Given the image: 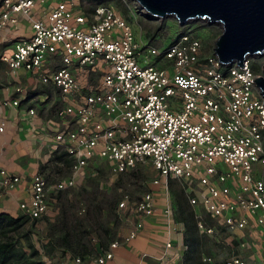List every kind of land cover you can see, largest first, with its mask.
<instances>
[{"label":"built area","instance_id":"built-area-1","mask_svg":"<svg viewBox=\"0 0 264 264\" xmlns=\"http://www.w3.org/2000/svg\"><path fill=\"white\" fill-rule=\"evenodd\" d=\"M81 1L0 0V32L17 28L21 19L31 31L16 38L0 61L11 77L23 71L35 84L55 89L63 107L54 115L46 163L59 154L71 162L63 179L33 174L29 199L19 210L38 226L50 219L59 193L86 179L91 164L104 162L112 178L148 165L157 173L149 184L162 188L168 220H173L174 183L189 206L215 220L232 242L246 230L257 239L255 231L264 227V100L253 80L264 64L259 71L252 68L253 59L241 68L223 66L191 32L162 48L138 41L111 4L97 5L87 15ZM18 105V99L0 102V134L4 109ZM35 114L31 108L29 115ZM20 183L1 168L0 198ZM154 197L152 191L135 201L123 195L117 214L131 223L130 230L94 258L96 264L112 260L120 244L138 237L154 214ZM195 217L199 231L214 234L197 211ZM237 245L254 247L238 240ZM172 250L167 240L160 264L179 261ZM201 262L249 264L235 254L220 263L202 256Z\"/></svg>","mask_w":264,"mask_h":264},{"label":"crops","instance_id":"crops-1","mask_svg":"<svg viewBox=\"0 0 264 264\" xmlns=\"http://www.w3.org/2000/svg\"><path fill=\"white\" fill-rule=\"evenodd\" d=\"M45 6H47V4ZM36 13L37 9H34L33 14ZM30 33L29 22L27 25H24L20 21L17 28L0 32V43H12L20 36L28 37ZM1 54L2 53H0V55ZM2 74H5L7 77L4 79L0 77V85L4 84L7 89L5 91L0 87V102L5 98L11 100L18 99L19 105L15 108L9 107L4 109L6 124L4 132L0 134V169L3 168L10 174L19 176L21 183L5 197L0 198V214L6 213L13 218H18V216L23 215L19 210V203L26 202L29 199V180L33 174L40 171L41 166L48 164L46 163L48 146L50 144V142H48V135L54 129L52 125L54 116L53 114L48 115L47 112L51 106L50 103L52 99L54 97L59 99V95L56 94V92H52L53 88L51 86L33 84V80L23 71H19L16 77H11L6 65L0 62V75ZM16 87L21 89L20 93L14 92ZM34 89L47 90L49 95H39L43 96V99H45L44 101L37 100V96L35 99H32L31 102L22 104L21 101L25 99V93L30 90L33 91ZM48 101L49 103L47 104ZM31 108L36 112L34 116L29 115V110ZM60 155L64 154L55 155V157ZM58 164L60 163L57 162V165ZM101 164L105 163L97 161L93 163V166L96 167ZM44 172L47 173L46 170ZM172 184L174 183H171V185ZM150 191L155 195L154 214L145 220L138 237L131 240L130 243L120 244L114 250L113 259L105 264H160L159 259L163 253V247L167 240L172 243V254L179 258V261L170 264H185L184 255L187 251L186 244L184 243L185 229L184 225L177 222L174 217L175 205L172 196L170 197V202L173 209V220L170 221L163 214L166 202H164L162 188L150 186ZM191 209L193 210L194 217L195 211H197L200 217L202 213L204 214L200 208H197V210ZM50 216L51 214L49 212V217ZM130 227L131 223L126 222L125 226L120 229L117 234L119 239L118 242H122V240L127 237ZM202 256L203 254L200 255V262ZM66 264L77 263L73 259L68 260ZM78 264L96 263L94 262V258H86Z\"/></svg>","mask_w":264,"mask_h":264},{"label":"trees","instance_id":"trees-1","mask_svg":"<svg viewBox=\"0 0 264 264\" xmlns=\"http://www.w3.org/2000/svg\"><path fill=\"white\" fill-rule=\"evenodd\" d=\"M89 2L95 7L104 1L89 0ZM1 51L0 48V53ZM47 92L44 89L30 90L21 103L31 102L33 98L42 94L48 96ZM52 92H56L55 89H52ZM52 112L53 108L50 107L47 113L51 115ZM57 162L65 164L69 172L71 162L65 155L52 157L48 164L40 167L39 172L44 173L50 167L56 168ZM89 168V174L85 179V185L81 187V192L77 195L71 194L74 196L73 200L68 195L71 190L61 192L56 197L54 205L57 202L59 214L54 222L49 219L44 220L45 226L48 227V233L44 237L45 243L40 246L41 251L33 245L31 239L32 231L36 229L35 221L31 222L24 215L13 218L6 213L0 214V264H45L42 255L51 259L56 251L60 252L62 256L69 253L73 259H79L82 262L86 258L99 257L108 249L110 244L114 243L118 237L114 229L121 224V219L117 214V205L123 195L127 194L123 191L118 193V188L114 185L110 192L101 190V179L104 174L102 167L90 165ZM91 169L97 172L96 176H91ZM142 178L141 171L136 168L128 174L121 175V181H117L115 185L119 186L123 180L126 183H134V181ZM171 196L175 205L174 217L177 222L184 225L185 229L184 243L187 251L184 255V261L186 262L198 253L201 246H206L208 237L198 232L193 210L183 194L180 193L176 196L172 192ZM83 204L86 205L81 207ZM80 211L83 212L82 215L79 214ZM105 212L108 218L114 219V227H108L105 222L101 221ZM202 220L205 228H210L215 224L212 220L204 221L203 218ZM29 224L30 229H26ZM92 233L97 237H91ZM206 254L210 258L209 251H206Z\"/></svg>","mask_w":264,"mask_h":264},{"label":"rangeland","instance_id":"rangeland-1","mask_svg":"<svg viewBox=\"0 0 264 264\" xmlns=\"http://www.w3.org/2000/svg\"><path fill=\"white\" fill-rule=\"evenodd\" d=\"M104 1L102 4L107 5L111 4L117 11L120 13L122 17L128 22V24L133 28L135 37L138 41L148 42L154 46L158 47H167L172 44L173 41L177 40L181 35L191 32L202 42L203 50L206 53H210L213 51L215 40L220 35L221 28L206 25L205 22H189L185 26H179L177 20L173 17L168 19H157L150 20L146 16V12L143 11L138 4L134 0H102ZM81 7L84 13L87 15L91 14V11L94 6L90 4L89 0H82ZM21 23L27 25L28 21L25 19L20 20ZM14 39V38H13ZM12 39V40H13ZM13 43V42H12ZM11 43L4 42L0 43L1 53L3 54L10 53ZM1 54V55H2ZM0 55V56H1ZM264 64L263 58H254L252 61V68L256 71H259L260 66ZM1 78H6L5 74L0 75ZM11 79V77H10ZM35 84V83H33ZM32 84V85H33ZM38 85V84H37ZM36 90V89H34ZM27 93V92H26ZM25 93V95H26ZM37 97V96H36ZM35 97V98H36ZM33 98V99H35ZM44 101L43 96H38L37 100ZM35 101V100H34ZM49 101L47 102V104ZM37 104V103H35ZM41 104V103H40ZM50 107L53 108V116L57 109L62 108L63 104H61L58 98H53ZM39 107V106H37ZM104 163V162H103ZM56 165V164H55ZM102 167V171L104 172L103 177L101 179V190L105 192H110V190L114 187H117L118 193L123 191L128 196H130L131 200L135 201L142 197L147 191H150L149 182L157 177V173L154 172L148 165H144L139 168L141 171L142 179L136 180L133 182L126 183L124 180L120 183V185H115L117 181H121V176L111 177L107 166L105 164L99 165ZM47 174L52 177L53 180L63 179L68 175V169L65 164H58L56 168L50 167L46 170ZM131 172V171H129ZM45 173V172H44ZM128 174V173H127ZM85 185V179L81 180L77 183L76 187L69 192V197H72V193L76 195L81 192V187ZM171 193L174 195H178L181 193L178 185L172 184L170 186ZM57 204V202H56ZM52 206V213L49 217L51 222H54L56 217L59 214V209L57 205ZM86 204H83L84 207ZM82 211H80V215H82ZM201 217L206 221L207 219L210 221H214L213 228L214 234L206 235L204 232L199 231L200 234H204L208 237V241L206 242V246H201L198 253H196L191 259L187 260L185 264H202L200 262V255L207 257L206 251H209L210 258H212L215 262L220 263L226 260L231 254L239 255L242 259H244L249 264H264V227L259 228L258 231H255L254 237L257 239L251 238V234L249 231H243L241 234L234 236V240H238L239 242H246L248 244L254 245L252 249L238 247L237 241L232 242L230 235L228 232H225L215 220L211 218H206V216L202 213ZM205 217V218H204ZM48 219V218H47ZM102 222H105L108 227H114V219L108 218L106 212L102 215ZM120 226L116 227L114 230L116 235L119 233L120 229L125 226V222L121 219ZM204 224V222H203ZM30 224L26 226V229H30ZM48 233V227L45 226V223H41L36 226L35 231H32V242L33 245L40 250V246L42 243H45L44 237H46ZM91 237H97L95 234H91ZM119 240L118 237L114 240ZM41 251V250H40ZM42 260L45 264H66L68 260H73V257L68 253L66 256H62L60 252H54L53 258L48 259L44 255H42Z\"/></svg>","mask_w":264,"mask_h":264},{"label":"water","instance_id":"water-1","mask_svg":"<svg viewBox=\"0 0 264 264\" xmlns=\"http://www.w3.org/2000/svg\"><path fill=\"white\" fill-rule=\"evenodd\" d=\"M134 1L150 20L173 17L179 26L205 22L209 27H220L213 54L223 66L241 68L248 59L264 57V0ZM262 71V75L253 82L264 100Z\"/></svg>","mask_w":264,"mask_h":264}]
</instances>
